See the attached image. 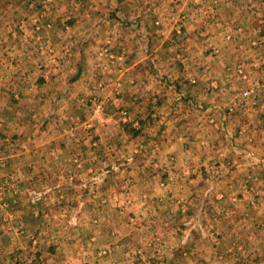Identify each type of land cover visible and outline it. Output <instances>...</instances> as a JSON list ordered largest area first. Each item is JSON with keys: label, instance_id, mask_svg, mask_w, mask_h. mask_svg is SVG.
Segmentation results:
<instances>
[{"label": "rangeland", "instance_id": "obj_1", "mask_svg": "<svg viewBox=\"0 0 264 264\" xmlns=\"http://www.w3.org/2000/svg\"><path fill=\"white\" fill-rule=\"evenodd\" d=\"M138 14L143 40L124 26ZM81 17L115 25L96 33ZM176 55L235 70L241 99L262 106L264 0H0V264H264V152L252 137L211 175L145 141L153 95L124 70L134 56L148 57L134 70H178ZM196 176L199 196L174 203ZM157 215L170 230L159 253ZM179 226L196 234L181 250L169 243Z\"/></svg>", "mask_w": 264, "mask_h": 264}, {"label": "crops", "instance_id": "obj_2", "mask_svg": "<svg viewBox=\"0 0 264 264\" xmlns=\"http://www.w3.org/2000/svg\"><path fill=\"white\" fill-rule=\"evenodd\" d=\"M135 13H139V11H135ZM91 20L88 17H81L76 24L77 26L94 24V30L102 28L103 24L115 25L112 20L106 21V23L104 21L95 23V20L94 22ZM195 21L185 23L187 25V40L191 41L195 37L194 31L198 29L194 25ZM124 26L126 30L134 31V33L128 32L132 37L141 40L146 39L147 34L143 30L147 29V21L143 14L129 17ZM95 32L97 33L99 30H95ZM183 37L185 38V35ZM165 39L167 37H164ZM180 57L181 55L175 56L178 60ZM132 59L133 63L124 71H132L131 76L133 79L137 78L139 91L153 95L143 106L152 111L143 114L147 118L142 128L145 130L144 133L147 134V138H149L145 141L158 144L156 153L160 157L169 155L174 157L175 160L181 161V158L190 155L192 162L202 160L199 166L206 167L199 169L200 167L197 165L185 164V166H182L184 167L183 172L197 173L199 169L205 173L207 172V175H211L223 172L225 166H229L227 159L231 155V150L237 152L238 156L240 154L244 156L245 153L241 152L248 148L247 142H249L248 137L250 136L255 142L253 151L264 152V118L259 117V115H264V93L261 98L263 103L260 107H251L243 101L241 92L244 90V79L246 77L243 79V76L237 74L235 70L223 68L220 62L209 71L200 68L201 60L194 55L179 60L180 69L168 71L161 70V68H167L159 62L153 64L158 67L156 71L134 70L136 63L144 62L148 57L144 56L138 60L137 56H134ZM186 59H190L192 66L186 63ZM207 59L209 64V61L215 58L207 57ZM242 65H247V63H242ZM165 88L166 91L159 94V89ZM134 125L132 124L135 128ZM160 128L161 130H159ZM156 135H158L156 139H150ZM163 162L166 163V161ZM258 163H261V161ZM254 164L257 165L256 162ZM160 166L167 167V164H161ZM200 182L199 176L186 179L182 185V193L176 196L173 202L188 207L192 201H189V199L194 198L197 194L196 192L193 195ZM159 193L161 198L158 199V202L161 204L166 203L162 191ZM198 196L199 194L195 198ZM157 208L159 209V207ZM163 219L157 215L154 218L149 217L147 220L151 225L159 227L157 230L153 231L151 229L148 232V237H155V239L152 238L155 240L152 252L159 253L164 248L165 244L162 245L161 237L166 238V235L170 232L168 229L163 231L160 228V226L165 225L163 224L165 219ZM172 233L180 239H177V241L172 239L169 243L175 244L174 246L177 243L178 250L183 247L182 244H179L182 239L196 235L192 228L188 229L182 226L176 228Z\"/></svg>", "mask_w": 264, "mask_h": 264}, {"label": "trees", "instance_id": "obj_3", "mask_svg": "<svg viewBox=\"0 0 264 264\" xmlns=\"http://www.w3.org/2000/svg\"><path fill=\"white\" fill-rule=\"evenodd\" d=\"M133 131V130H132ZM138 134V131H133L132 133H131V135H133V136H135V135H137Z\"/></svg>", "mask_w": 264, "mask_h": 264}]
</instances>
